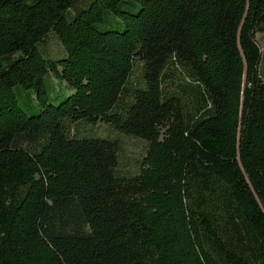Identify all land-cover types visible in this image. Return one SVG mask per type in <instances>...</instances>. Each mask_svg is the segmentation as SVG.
<instances>
[{
    "label": "trees",
    "instance_id": "trees-1",
    "mask_svg": "<svg viewBox=\"0 0 264 264\" xmlns=\"http://www.w3.org/2000/svg\"><path fill=\"white\" fill-rule=\"evenodd\" d=\"M79 1L0 0V264H264V0ZM99 121L148 141L139 173L71 134Z\"/></svg>",
    "mask_w": 264,
    "mask_h": 264
},
{
    "label": "rangeland",
    "instance_id": "rangeland-1",
    "mask_svg": "<svg viewBox=\"0 0 264 264\" xmlns=\"http://www.w3.org/2000/svg\"><path fill=\"white\" fill-rule=\"evenodd\" d=\"M94 0H80L77 6L71 10L75 12L78 8H88L91 2ZM88 2V3H87ZM87 3V4H86ZM86 4V5H85ZM141 5L136 2L135 4H129L124 6V10L130 12H138ZM112 18L116 19L113 20ZM100 29L106 30H122L123 24L121 20L113 13L109 12L104 18L103 22L98 24ZM259 36L261 34H258ZM257 35V36H258ZM258 36V37H259ZM41 51L50 58H60L67 55L59 37L53 31L49 32L46 38L39 44ZM141 64L137 63V66L132 74L131 81L137 83L141 80ZM181 79V78H180ZM184 82L188 83V80ZM46 85L50 97V101L53 104H60L70 92L65 82L57 80L55 77L48 76L46 78ZM13 91L17 96V102L19 107L24 110L28 115H36L39 113L40 108L37 101V96L33 88L24 87L21 84H16L13 87ZM71 134L75 136H101L111 137L118 142V154L119 162L116 167L117 173L124 176L134 175L140 172L142 166V160L147 154L148 141L141 138L128 135L116 130H113L107 123L97 122L91 124L87 122L70 123Z\"/></svg>",
    "mask_w": 264,
    "mask_h": 264
},
{
    "label": "water",
    "instance_id": "water-1",
    "mask_svg": "<svg viewBox=\"0 0 264 264\" xmlns=\"http://www.w3.org/2000/svg\"><path fill=\"white\" fill-rule=\"evenodd\" d=\"M258 34H261L260 36ZM257 39L262 47V55H261V60H260V65H259V74L260 77L264 80V32L258 33Z\"/></svg>",
    "mask_w": 264,
    "mask_h": 264
}]
</instances>
